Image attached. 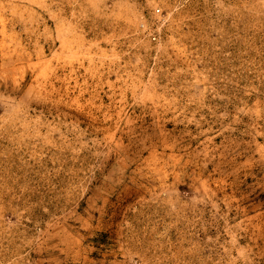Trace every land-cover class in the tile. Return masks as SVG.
<instances>
[{
  "label": "rangeland",
  "instance_id": "rangeland-1",
  "mask_svg": "<svg viewBox=\"0 0 264 264\" xmlns=\"http://www.w3.org/2000/svg\"><path fill=\"white\" fill-rule=\"evenodd\" d=\"M0 264H264V0H0Z\"/></svg>",
  "mask_w": 264,
  "mask_h": 264
}]
</instances>
